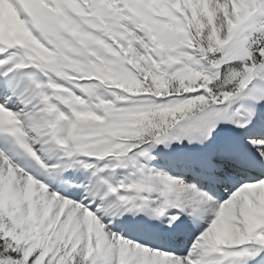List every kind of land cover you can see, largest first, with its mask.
Masks as SVG:
<instances>
[{"label":"snow or ice","instance_id":"1","mask_svg":"<svg viewBox=\"0 0 264 264\" xmlns=\"http://www.w3.org/2000/svg\"><path fill=\"white\" fill-rule=\"evenodd\" d=\"M0 264H264V0H0Z\"/></svg>","mask_w":264,"mask_h":264},{"label":"bare ground","instance_id":"2","mask_svg":"<svg viewBox=\"0 0 264 264\" xmlns=\"http://www.w3.org/2000/svg\"><path fill=\"white\" fill-rule=\"evenodd\" d=\"M177 151H179V148L177 149ZM181 166H182V162H181V160L179 158H177L175 161H173L171 163L170 167H173V168L179 170L181 168Z\"/></svg>","mask_w":264,"mask_h":264},{"label":"rangeland","instance_id":"3","mask_svg":"<svg viewBox=\"0 0 264 264\" xmlns=\"http://www.w3.org/2000/svg\"><path fill=\"white\" fill-rule=\"evenodd\" d=\"M117 178H119V177H117Z\"/></svg>","mask_w":264,"mask_h":264}]
</instances>
